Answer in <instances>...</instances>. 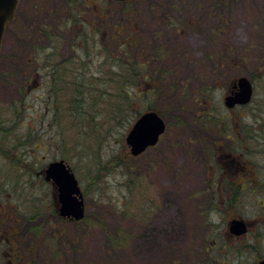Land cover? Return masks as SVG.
I'll return each mask as SVG.
<instances>
[{"label": "rangeland", "instance_id": "374dc122", "mask_svg": "<svg viewBox=\"0 0 264 264\" xmlns=\"http://www.w3.org/2000/svg\"><path fill=\"white\" fill-rule=\"evenodd\" d=\"M80 1L74 0L75 5ZM63 3L18 0L2 41L0 202L6 210L0 206V264H15L16 249L20 264H206V251L217 249L199 247L203 229L189 227L197 217L193 201L188 199L190 181L197 179L187 180L186 168L196 161L201 165L198 172L209 164L238 161L242 165L239 200L232 206L227 202L224 208L227 215L237 212L249 220L256 219L250 231L259 236L249 241L253 247L241 248H237L235 238L224 236V248L231 254L218 256L209 264L216 260L256 264L264 257V0H214V6L204 3L207 8L199 7L196 0H85L78 8L72 6L81 17L73 34L66 31L72 25H62L64 20L54 27L61 36L57 52L68 58L81 54L79 65L89 75L103 74L113 66L107 41L116 31L122 33L118 36L121 40L125 34L140 43L148 39L146 44L142 41L141 52L150 63V71L141 73L135 67L136 74H129L130 90H137L140 96L130 97L127 110L116 117V122H103L95 131L87 129L86 134L65 119L64 109L56 116L58 121L54 119L46 73L40 64L24 83L25 93L14 95V103H9L8 92L12 91L9 86L16 69L11 68L13 74L6 76L2 70H6L4 63L11 57L13 46L34 42L38 27L58 22L53 13L59 14ZM162 12L170 18L162 20ZM154 32L157 42L151 36ZM71 35H78V44L81 42L76 53L71 46L77 38L71 46L68 43ZM171 38L177 42H169ZM153 41L158 56L163 51L168 54L162 69L170 74L174 70L171 78L163 75L164 71L160 73V58L151 64L152 58L145 53ZM177 46L185 50L180 58L173 54ZM219 47L226 50L227 60L237 58L242 74L254 83L253 97L245 105L227 108L223 104L233 77L239 74L228 66L220 70L217 64L205 65L208 59L214 62ZM29 52L28 47L24 54ZM136 54L138 62L144 61L143 54ZM131 61L136 59L127 63ZM208 74L214 76L215 83L206 80ZM198 79L203 82L199 84ZM191 83L204 91L192 94L188 89ZM145 87L155 91L144 94ZM9 105L13 112L5 110ZM148 106L159 111L165 131L158 142L134 156L125 136ZM59 158L70 166L81 189L85 215L77 221L55 212L53 188L40 174L47 162ZM253 171L256 177L251 179L249 173ZM15 204L19 205L17 210ZM7 210L14 212L13 220L5 217ZM211 217L218 219L214 213ZM210 232L213 234L212 227ZM210 232L205 236L212 240ZM235 245L234 251L231 248Z\"/></svg>", "mask_w": 264, "mask_h": 264}, {"label": "trees", "instance_id": "16d2710c", "mask_svg": "<svg viewBox=\"0 0 264 264\" xmlns=\"http://www.w3.org/2000/svg\"><path fill=\"white\" fill-rule=\"evenodd\" d=\"M62 1H64V3L63 5H60L59 14L53 13V16L56 17L58 22L54 23L53 21H51L50 23L42 24L43 26L40 28L38 27V30L34 35V42H32V40L21 42V46L19 48L13 46L11 48V57H9L4 63L6 70H2L4 71L3 74L6 76L9 74H13L12 71H10L11 68L16 69L15 80L12 85L9 86L12 87V91L11 93L8 92V100H10L9 103H14L15 98H17L14 97V95L21 97L25 93L24 83L29 82L34 68H36L40 64L41 67H43L42 70L46 73V84L48 85L47 88L50 91L54 92L50 93L49 91L48 93L51 97L50 103L53 106L54 119H57L56 116L60 115V112L62 111V109H64L66 111L65 119L72 122L71 125L77 126L78 130L80 128L84 129V134H86L88 131L87 129L95 131L98 129V127H100L99 125L103 122H106L107 124L111 122H116V117L127 110L126 103L129 102L130 97H134V94H136L137 97L140 96V92H137V90H130L129 83H132V79L130 78L132 76L129 74H136L135 67H138L141 73L145 70L150 71V63L145 57V54L141 52L142 44H146V42H148V39L143 38L142 40L140 38V43L139 39L136 40L135 37H130L131 34H129L130 36L125 34L124 40H121L118 38V36H122V33L120 31H116V36H111L110 41H107V48H112V57L114 59L113 66L109 67L108 70L103 71V74H101V71H99L97 72V76H93V74L89 75L87 73V70H84L81 65H79L80 59H78V57H81V54L78 57L73 55L74 58L72 56L68 58L57 52V48L59 45L58 38H61V36L58 35V32L54 31V29L56 28L55 26H60L59 22H62L64 20L65 23L62 25L64 27H67V24L72 25L73 28L68 29L66 31H69L71 34H73L72 31H75L78 24V19L81 17V14H78V12H76L73 7L78 8V6H82L85 3V0L80 1L79 5L77 6L75 5L74 0ZM196 2L199 3L198 6L202 8H207V6L210 7L212 5L214 6V4H212L214 0H196ZM204 3L207 4V6ZM162 14L164 16L162 20H167L168 18H170V16H168L167 14L163 12ZM218 19H221V16H219ZM134 30L136 31V29L133 28V31ZM136 32L139 33L138 31ZM156 34L157 32L151 33V36L153 37L154 41V37H156ZM24 36L25 34L23 35V37ZM77 37L78 35L75 37L71 35L68 38V43L70 46L74 42V39ZM120 41H123V43L126 45V48H123L121 46ZM154 41L148 46L145 53H147L148 57L152 58L151 64L153 60L160 58L162 60L161 62L163 63V65L159 66V70H161V72H159L162 74L164 71L163 75H170L169 77L171 78V74L174 70L171 71L170 74L169 72H167V70L165 71L162 69L164 66V59L168 57V54L167 52L163 51L161 53L162 56H158L159 53H155L158 47L153 46ZM168 41L171 43L177 42V40H172V38ZM16 42L20 44V41L18 39ZM80 45L81 42L80 44H78L77 38V42L73 46H71L72 51L76 53ZM28 47L30 52L24 54ZM113 47H115L116 49H113ZM130 48L132 50H130ZM20 49H25V52L20 53ZM83 50L85 52L87 49ZM184 52L185 50H182L177 46V49L173 51V54L180 58V56L184 55ZM108 53L110 54V52ZM136 53L143 54L144 61L142 60V62H138V57L136 56ZM217 53L218 54L217 57H215L214 62L208 59V62H205V65L210 64V66H214L217 64L219 69L221 66H228L232 69H227L232 70L234 73H236V75H240L243 73L242 70H240L238 67L239 62L237 61L236 57H228L229 59L227 60L226 50H223L222 47L218 48ZM124 57L126 58L123 59ZM133 58H135L136 61H131L128 64L127 61H129L130 59L132 60ZM1 60L2 55L0 52V65ZM172 62H174V60ZM158 63H160V61ZM198 63L201 64V62ZM134 64H136V66H134ZM200 66L201 65H198L196 67L199 68ZM193 69L194 63H192L191 66L192 72ZM145 78L146 76H144V79ZM233 78L235 79V77ZM206 80L215 83V78L212 74H208ZM196 81L199 84L203 82L201 79H198ZM195 84L191 83L190 87L188 88L191 93H202L204 90L201 91L197 89L200 86ZM194 88H196V90ZM152 91H155V89H146L145 87V90H142V93L148 94ZM147 108L154 109L151 106H148ZM5 110L13 112L12 105L7 106ZM56 121H58V119ZM57 123L59 124V122ZM3 130L5 132L8 131V129L5 128H3ZM98 133H100V131H98ZM37 139H40L41 141H47V138L44 139L43 137H38ZM53 204L54 210L56 212L54 200ZM13 207L17 210V207L19 208V205L15 204V206ZM2 208H4V206H2ZM4 210L6 209L4 208ZM8 212L9 210H7L5 217H9L13 220V218L11 217H13L14 212ZM38 227L39 226L34 227V229L37 230ZM118 239L119 238H117L116 241H118Z\"/></svg>", "mask_w": 264, "mask_h": 264}, {"label": "flooded vegetation", "instance_id": "af4514ba", "mask_svg": "<svg viewBox=\"0 0 264 264\" xmlns=\"http://www.w3.org/2000/svg\"><path fill=\"white\" fill-rule=\"evenodd\" d=\"M231 84L232 85H230V87H232L229 90L233 89V82ZM206 155H208V158H211L210 150L206 151ZM199 167H201V165L198 163V161H196L195 163H189L186 168V176H188L187 180L197 179L195 182L190 181L191 188L190 193L188 194V199L193 201L192 206L194 214L197 215V217L192 219L189 227L190 230H194V228L197 227L203 229L202 234L199 236V241L201 240V242L197 241V245L199 247L204 249H217L213 252L211 251V253L206 251L209 257H204L203 259H206V261H208L207 263L209 264L210 260L214 261V259H216L218 256H228L231 254L227 253L226 249L224 248L226 244V239H223L224 236L235 238L236 242L239 243V247L235 245L231 248L234 251L237 248L244 246L253 247L252 245L254 244L249 241H253L255 238L259 239V236H254V234L250 231L251 225L252 223L256 222V219H254L255 221L249 220L237 212L229 213L227 215L228 210L224 208L227 206V202H229L230 205H234L236 201L239 200L240 192L243 189L240 182V179H242L241 172L243 171L242 165L238 161L224 162L223 165L214 164L211 166V164H209L203 167V172L196 171V169ZM208 170L210 171V174ZM249 176L251 179H254L256 177V172L253 171L249 173ZM0 206L2 207L1 202ZM211 213H214L218 217L217 221L214 220L215 218L211 217ZM226 218H228V221H226ZM237 219L244 221L246 226V230L240 234H236L230 229L231 222ZM211 227L213 229V234L210 232ZM209 232V236H212V240H209L211 238L205 236V234ZM244 239H247L248 242L246 241L244 243ZM201 251L203 252V250ZM19 253L20 252L18 249H16L14 253L16 259L15 264H20ZM195 253L196 251H194V254ZM261 259H264V257H260L257 262ZM202 262L204 261H201L200 264H203ZM212 264L223 263L219 260H216V262H213Z\"/></svg>", "mask_w": 264, "mask_h": 264}, {"label": "water", "instance_id": "95a60500", "mask_svg": "<svg viewBox=\"0 0 264 264\" xmlns=\"http://www.w3.org/2000/svg\"><path fill=\"white\" fill-rule=\"evenodd\" d=\"M17 0H0V47L5 26L13 18ZM235 90L224 97V104L232 107L245 104L251 100L253 94L252 81L245 75L237 78ZM165 130V122L160 114L149 109L142 112L132 123L125 136L131 155H138L148 146L154 145ZM43 178L50 182L54 189L57 213L64 218L79 220L84 216V200L78 180L63 158L49 161L40 171ZM230 229L236 234L246 230L244 221L237 219L231 222ZM257 264H264L261 259Z\"/></svg>", "mask_w": 264, "mask_h": 264}]
</instances>
